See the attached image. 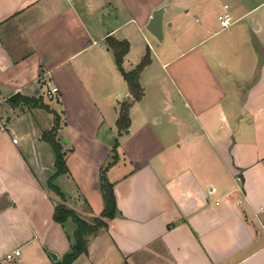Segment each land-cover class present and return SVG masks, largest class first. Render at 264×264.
Returning a JSON list of instances; mask_svg holds the SVG:
<instances>
[{"label":"crops","instance_id":"obj_1","mask_svg":"<svg viewBox=\"0 0 264 264\" xmlns=\"http://www.w3.org/2000/svg\"><path fill=\"white\" fill-rule=\"evenodd\" d=\"M161 8L162 46L148 47L145 94L119 135L132 96L106 39L129 42L133 69ZM53 88L72 149L56 184L87 220L104 209L100 172L120 144L108 178L121 216L73 264H264V0H0L1 264H55L72 245L75 225L53 221L55 155L41 140L53 124L8 102Z\"/></svg>","mask_w":264,"mask_h":264},{"label":"trees","instance_id":"obj_2","mask_svg":"<svg viewBox=\"0 0 264 264\" xmlns=\"http://www.w3.org/2000/svg\"><path fill=\"white\" fill-rule=\"evenodd\" d=\"M108 48L113 52L117 69L122 74L129 92L132 96L131 100L124 101L120 104L119 116L116 122L119 135L125 134L131 127L130 111L134 103L140 102L144 97V88L140 82V76L145 68L152 63L150 49L147 50L145 56L140 63L131 70H125L123 67L125 58L130 51V44L126 40H118L115 37L106 39ZM8 102L14 108L25 105L31 109H43L49 114L54 115V122L50 129L44 131L41 140L50 145L55 155L54 174L48 181L49 190L61 199V203L55 207L53 213V221L61 226L68 222L75 225V231L72 236V245L68 253L55 264H73L78 258L88 254V248L92 238L97 237L103 230L108 228V222L121 216L118 208L117 197L115 193V185L108 178V171L119 162L120 156L117 141L111 150V157L108 162L101 168L99 188L104 202L102 213L91 220L83 218L77 211L68 208L66 205V195L56 184L57 178L69 174L67 166V158L72 149H66L64 141L58 138V132L61 129V114L52 110L43 101L42 96L24 97L17 94Z\"/></svg>","mask_w":264,"mask_h":264},{"label":"rangeland","instance_id":"obj_3","mask_svg":"<svg viewBox=\"0 0 264 264\" xmlns=\"http://www.w3.org/2000/svg\"><path fill=\"white\" fill-rule=\"evenodd\" d=\"M143 34L145 35V37L147 38V40H149L148 42H149V44L147 43V45H146V43L144 42V40H142L141 38H140V42L142 41L143 42V44H144V46L148 49V47L151 49V51L153 52V53H157V51H158V48L159 47H161L162 46V44L159 42V41H157V40H154V38L146 31V29L144 28L143 30ZM166 36H165V43H167L168 41V28L166 27ZM181 45H184V44H181ZM204 49H205V46H203L202 48H200V50H202V51H204ZM183 51L185 50V48H183L182 49ZM42 93H44V91L42 92ZM44 103L46 104V105H48V106H53L54 107V105H55V103L54 102H52L51 100H49V99H47V98H45V100H44ZM37 112H41V115L45 118V119H47V120H43L42 118H41V121H47V122H45V124L46 125H48V122H51L52 124H53V122H54V115L53 114H48L45 110H43V111H37ZM60 114V113H59ZM40 115V114H39ZM39 115H38V119H39ZM127 133V132H126ZM6 256V255H5ZM5 258V257H4ZM4 258H3V260H4Z\"/></svg>","mask_w":264,"mask_h":264},{"label":"built area","instance_id":"obj_4","mask_svg":"<svg viewBox=\"0 0 264 264\" xmlns=\"http://www.w3.org/2000/svg\"><path fill=\"white\" fill-rule=\"evenodd\" d=\"M227 9L228 6H225V10ZM218 22L222 30H227L230 27H232V25L234 24L233 17L229 12L226 11L218 17ZM57 92H58V88H53L50 91H48L45 96L47 99L52 101L55 98ZM13 142L18 143V139H14ZM19 256H20V251L16 250L13 253L7 254L4 260L10 263L11 261L14 260L15 257H19Z\"/></svg>","mask_w":264,"mask_h":264},{"label":"water","instance_id":"obj_5","mask_svg":"<svg viewBox=\"0 0 264 264\" xmlns=\"http://www.w3.org/2000/svg\"><path fill=\"white\" fill-rule=\"evenodd\" d=\"M165 8L156 10L150 20L147 30L158 40H163V16ZM38 93V91L36 92ZM51 258L57 262L58 256L54 253H50Z\"/></svg>","mask_w":264,"mask_h":264}]
</instances>
